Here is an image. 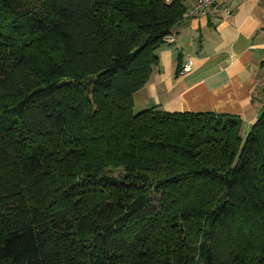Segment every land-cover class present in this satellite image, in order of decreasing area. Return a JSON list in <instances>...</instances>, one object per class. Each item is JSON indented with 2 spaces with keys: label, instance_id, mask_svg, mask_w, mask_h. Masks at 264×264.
Returning <instances> with one entry per match:
<instances>
[{
  "label": "trees",
  "instance_id": "16d2710c",
  "mask_svg": "<svg viewBox=\"0 0 264 264\" xmlns=\"http://www.w3.org/2000/svg\"><path fill=\"white\" fill-rule=\"evenodd\" d=\"M183 0H0V264H264V111L136 113Z\"/></svg>",
  "mask_w": 264,
  "mask_h": 264
},
{
  "label": "crops",
  "instance_id": "0c3cea01",
  "mask_svg": "<svg viewBox=\"0 0 264 264\" xmlns=\"http://www.w3.org/2000/svg\"><path fill=\"white\" fill-rule=\"evenodd\" d=\"M196 1L183 0L188 12ZM173 34L134 110L228 116L241 121L245 139L264 111V0H221Z\"/></svg>",
  "mask_w": 264,
  "mask_h": 264
},
{
  "label": "built area",
  "instance_id": "2783aa9c",
  "mask_svg": "<svg viewBox=\"0 0 264 264\" xmlns=\"http://www.w3.org/2000/svg\"><path fill=\"white\" fill-rule=\"evenodd\" d=\"M221 0H197L194 7L188 12L189 18H197V17H205L208 15L209 10L218 4ZM230 13H228L229 15ZM174 37H168L165 42L166 43H174ZM185 72L190 71V67L186 66L184 68Z\"/></svg>",
  "mask_w": 264,
  "mask_h": 264
},
{
  "label": "rangeland",
  "instance_id": "374dc122",
  "mask_svg": "<svg viewBox=\"0 0 264 264\" xmlns=\"http://www.w3.org/2000/svg\"><path fill=\"white\" fill-rule=\"evenodd\" d=\"M139 111H140V110H139V108H138V107H137V108H135V112H136V113H139Z\"/></svg>",
  "mask_w": 264,
  "mask_h": 264
}]
</instances>
